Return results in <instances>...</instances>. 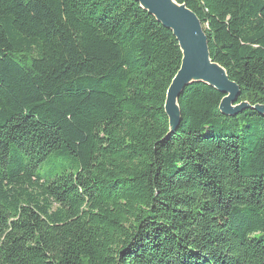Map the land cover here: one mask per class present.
Instances as JSON below:
<instances>
[{
	"label": "trees",
	"instance_id": "obj_1",
	"mask_svg": "<svg viewBox=\"0 0 264 264\" xmlns=\"http://www.w3.org/2000/svg\"><path fill=\"white\" fill-rule=\"evenodd\" d=\"M264 105V0H175ZM135 0H0V264H264V115L219 110Z\"/></svg>",
	"mask_w": 264,
	"mask_h": 264
},
{
	"label": "water",
	"instance_id": "obj_2",
	"mask_svg": "<svg viewBox=\"0 0 264 264\" xmlns=\"http://www.w3.org/2000/svg\"><path fill=\"white\" fill-rule=\"evenodd\" d=\"M159 23L170 29L181 50L180 66L166 91L164 110L169 130L174 132L180 122L178 97L192 83H203L223 95L219 110L224 115H235L244 109L264 115V105L237 103L239 88L231 81L225 69L210 58L207 38L196 14L185 4L175 0H135Z\"/></svg>",
	"mask_w": 264,
	"mask_h": 264
}]
</instances>
